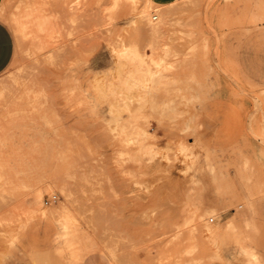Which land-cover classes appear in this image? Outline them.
Listing matches in <instances>:
<instances>
[{"label":"rangeland","instance_id":"374dc122","mask_svg":"<svg viewBox=\"0 0 264 264\" xmlns=\"http://www.w3.org/2000/svg\"><path fill=\"white\" fill-rule=\"evenodd\" d=\"M154 1L0 0V264H264V0Z\"/></svg>","mask_w":264,"mask_h":264},{"label":"crops","instance_id":"0c3cea01","mask_svg":"<svg viewBox=\"0 0 264 264\" xmlns=\"http://www.w3.org/2000/svg\"><path fill=\"white\" fill-rule=\"evenodd\" d=\"M175 0H155L158 4H170ZM14 42L13 37L7 28V26L0 21V74L7 68L13 58ZM224 88L220 89L223 92ZM230 102L224 98H212L205 104V110L207 115L212 119L213 126L210 127L211 134V146L214 148H224L225 145L234 143L239 137L240 124L239 121L233 122L230 130H224L221 122L223 115V108L230 106ZM234 105V104H233ZM261 113V122L264 124V103L259 106ZM226 131L227 134H226ZM19 252L24 254L33 252H45L50 251L53 247V232L50 230V226L42 220H35L31 222L25 230L18 232L15 235ZM92 255H98L92 254ZM20 258V255H19ZM84 258L82 264H96L93 258ZM6 264H31L26 260H13Z\"/></svg>","mask_w":264,"mask_h":264},{"label":"bare ground","instance_id":"6f19581e","mask_svg":"<svg viewBox=\"0 0 264 264\" xmlns=\"http://www.w3.org/2000/svg\"><path fill=\"white\" fill-rule=\"evenodd\" d=\"M117 1H120V0H117ZM148 7H149V5H146V6H144V8L141 10V18H143V19H145V20H147V22H149V20H150V17H151V19H156L157 18V16H155V15H151L150 14V12H149V10H148ZM170 14V9L169 8H167V9H165L164 11H163V13L162 14H160V15H166V16H168ZM13 19H16V18H13ZM14 21H16V20H14ZM152 23H154V22H152ZM159 25H161V23L159 24ZM154 26V25H153ZM157 26V25H156ZM158 27V26H157ZM153 28V27H152ZM154 28H156V27H154ZM158 29V28H157ZM156 29V30H157ZM40 203H41V199H40V197H39V195H35L33 198H32V200H31V208H32V211H37V212H40V213H42V214H45V211L41 208V205H40ZM65 208L66 207H62V209L60 210V211H58L55 215L57 216V217H59V216H61V213H65L66 211H65ZM199 214V213H198ZM199 219H200V217H199ZM198 221V220H197ZM198 222H200V221H198ZM197 222V223H198ZM201 227V226H200ZM204 228H205V225H204ZM201 230H203V229H201ZM187 252H189V251H187ZM216 254V253H215ZM217 255V254H216ZM216 258H218V257H216Z\"/></svg>","mask_w":264,"mask_h":264},{"label":"built area","instance_id":"2783aa9c","mask_svg":"<svg viewBox=\"0 0 264 264\" xmlns=\"http://www.w3.org/2000/svg\"><path fill=\"white\" fill-rule=\"evenodd\" d=\"M52 200L54 201L55 200V197L52 198ZM48 203V202H47ZM210 221H213L212 219H210Z\"/></svg>","mask_w":264,"mask_h":264}]
</instances>
